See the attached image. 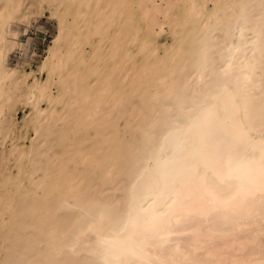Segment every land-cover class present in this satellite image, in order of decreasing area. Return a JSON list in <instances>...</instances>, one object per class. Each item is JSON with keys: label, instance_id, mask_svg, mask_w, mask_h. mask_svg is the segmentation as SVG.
<instances>
[{"label": "bare ground", "instance_id": "bare-ground-1", "mask_svg": "<svg viewBox=\"0 0 264 264\" xmlns=\"http://www.w3.org/2000/svg\"><path fill=\"white\" fill-rule=\"evenodd\" d=\"M85 1L0 0V264H264V0ZM45 4L28 81L8 35Z\"/></svg>", "mask_w": 264, "mask_h": 264}, {"label": "rangeland", "instance_id": "rangeland-1", "mask_svg": "<svg viewBox=\"0 0 264 264\" xmlns=\"http://www.w3.org/2000/svg\"><path fill=\"white\" fill-rule=\"evenodd\" d=\"M84 4L85 5H83V9L85 11V14L91 15L90 18L92 21H94L95 17L93 16L92 13L94 12L93 9L95 7V1L86 0ZM133 5H134L136 14L140 15L142 13V9L144 6L143 1L135 0V3H133ZM72 7L76 9L77 6H72ZM46 8L48 7L45 4L42 10L43 12H40L39 15L35 14L36 16L35 15L33 16L35 19H33L32 17L29 21H25V22L13 21L11 23V28L12 30H14V32H11L8 35L9 39L15 41V45L8 54L7 63L13 67L18 68L21 71L25 70L24 72L32 71L31 74L28 75V81H31L34 76L41 77V78L45 77V74H46L45 71H40L38 66L41 63L43 57L47 54V48L49 45H51L53 39L56 36L55 34L57 33V24H58L57 19L55 16H52L50 9L49 8L46 9ZM140 24L144 25L145 23L142 21ZM119 27H120V24L115 25L116 30ZM91 28H93V26H90L89 28H87L85 25L81 28V38L79 40V44H80L79 49L81 52L79 54H73L71 56V58L68 60V64H67L68 68L88 72L95 65V61H92V60L98 59L101 52L107 46L106 43L95 44L94 42L98 37L96 35L91 36L90 39L85 37L87 34V30H90ZM160 40L170 41V35L162 34L160 36ZM98 45H101V47H96ZM133 51H135V49H133ZM107 64L112 65V60L108 59ZM52 78L55 80V73L52 74ZM87 78L90 81L93 80V76L87 75ZM52 91L56 92L55 87L52 89ZM44 105L45 103L42 104L43 107ZM14 108H15L14 109L15 119L19 127L22 128V129H19L17 127V129L18 131H21L22 133L26 134L25 137L20 140V142H23L25 145H28L29 138L34 136V133H33L31 126L29 125L21 126V124H22V117L29 110V106L28 105L24 106L22 101H18L16 105L14 106ZM1 143H0V148H1L0 154H2L3 152L2 156H4L5 154L8 153V150L7 148H3V146L9 147L10 140L9 139L5 140L4 145L2 146H1ZM2 148H3V151H2ZM5 150H7L6 153H5ZM7 155L9 156V154ZM11 156L12 155H10V157ZM4 157L0 159V168L4 166L3 168L5 169L9 165H12L13 156L11 158L9 157L8 161L6 160L4 161L3 160ZM9 167L11 168V170H15V168H13L14 166H9ZM4 169L2 170L1 168L0 173H2Z\"/></svg>", "mask_w": 264, "mask_h": 264}]
</instances>
